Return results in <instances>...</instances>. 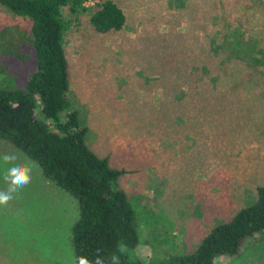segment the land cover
<instances>
[{"label":"rangeland","instance_id":"obj_1","mask_svg":"<svg viewBox=\"0 0 264 264\" xmlns=\"http://www.w3.org/2000/svg\"><path fill=\"white\" fill-rule=\"evenodd\" d=\"M114 1L125 24L107 33L91 10L64 9L68 95L87 146L128 170L118 184L138 219L135 256L156 264L193 251L264 184V0ZM28 35L27 19L0 7V86L23 88L37 69ZM35 115L44 120L38 95ZM13 152L30 161L0 140V156ZM32 175L0 206V264H74L77 204ZM215 264H264V238Z\"/></svg>","mask_w":264,"mask_h":264},{"label":"trees","instance_id":"obj_2","mask_svg":"<svg viewBox=\"0 0 264 264\" xmlns=\"http://www.w3.org/2000/svg\"><path fill=\"white\" fill-rule=\"evenodd\" d=\"M0 7L29 22L27 41L37 67L23 88L0 86V140L35 162L51 185L75 200L78 214L69 241L74 264L80 256L92 259L97 250L108 260L118 245L126 247L121 264H147L135 256L138 219L118 184L128 170L110 167L107 156L100 157L87 146V128L68 95L69 65L62 44L70 25L65 8L68 15L91 10L89 22L98 33L122 29L123 10L114 0H0ZM36 95L44 120L35 115ZM45 120H51L55 129ZM256 237L264 238V184L256 187L251 203L215 224L193 251L170 254L156 264H215L219 256H240Z\"/></svg>","mask_w":264,"mask_h":264},{"label":"clouds","instance_id":"obj_3","mask_svg":"<svg viewBox=\"0 0 264 264\" xmlns=\"http://www.w3.org/2000/svg\"><path fill=\"white\" fill-rule=\"evenodd\" d=\"M36 167L38 166L35 162H26L15 152L0 156V168L3 169L2 179L7 185L4 190H0V206H6L10 200L15 198V194L32 182L33 170ZM125 253L126 247L118 245L116 253H113L108 260H105L97 250L92 259L80 256L76 264H121V255Z\"/></svg>","mask_w":264,"mask_h":264}]
</instances>
